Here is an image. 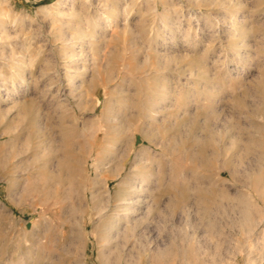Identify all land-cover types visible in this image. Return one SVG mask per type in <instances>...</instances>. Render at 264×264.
<instances>
[{
  "label": "rangeland",
  "instance_id": "rangeland-1",
  "mask_svg": "<svg viewBox=\"0 0 264 264\" xmlns=\"http://www.w3.org/2000/svg\"><path fill=\"white\" fill-rule=\"evenodd\" d=\"M0 11V264H264V0Z\"/></svg>",
  "mask_w": 264,
  "mask_h": 264
},
{
  "label": "bare ground",
  "instance_id": "bare-ground-1",
  "mask_svg": "<svg viewBox=\"0 0 264 264\" xmlns=\"http://www.w3.org/2000/svg\"><path fill=\"white\" fill-rule=\"evenodd\" d=\"M3 12L2 11H0V16H2L3 17ZM0 24L1 25H4L5 23H4V21L0 18ZM65 94H67V93H65ZM56 166H57V164H56ZM75 166V165H74ZM69 168V166H67V165H65L64 164V162H63V160L62 161H60L59 163H58V174H57V176L56 177H54V176H50V175H48V174H43V175H41L40 174V181H39V184L38 183H36L37 185H39V186H34V190H36V193H37V191H38V189H40L41 188V191L42 190H44L45 192H46V187H48L49 188V186H50V184H54L55 186H53V193L54 194H57V192H58V186H57V184L61 181V179H62V176H63V171H64V168ZM234 167V166H233ZM66 168V169H67ZM43 170H41V172H42ZM46 171V170H45ZM69 171V170H68ZM72 171V170H71ZM70 171V172H71ZM233 172V171H232ZM39 175V174H38ZM38 175H37V177H38ZM69 177V176H68ZM37 180H38V178H37ZM61 183H62V181H61ZM134 185V184H133ZM52 186V185H51ZM50 189V188H49ZM261 189H263V188H261ZM84 190V189H83ZM139 190V189H138ZM49 191H51V190H49ZM90 191V190H89ZM33 192H35V191H33ZM48 192V191H47ZM52 192V191H51ZM61 192V191H60ZM261 192V191H260ZM42 193H44L43 191H42ZM42 193H40V194H42ZM135 193V192H134ZM262 193H264L263 192V190H262ZM46 194V193H45ZM53 194V195H54ZM86 194V193H85ZM38 195H39V193H38ZM40 196V195H39ZM42 196H44V195H42ZM47 196V195H46ZM45 196V197H46ZM136 199V198H135ZM82 201V200H81ZM246 207V206H245ZM244 207V208H245ZM248 208H250V207H248ZM133 211V210H132ZM254 211V210H253ZM242 215V214H241ZM86 216V215H85ZM253 218H252V213H251V211L248 209V211H244L243 212V217H242V220H241V222H240V224L242 225V226H246L247 227V232H252L254 229H253V227L255 226L254 224H256L255 222H254V220H252ZM254 222V223H253ZM258 223V222H257ZM81 224H82V222H81ZM257 225V224H256ZM87 227V226H86ZM257 228H258V225H257ZM260 228V227H259ZM82 232H83V230H82ZM114 264V263H113Z\"/></svg>",
  "mask_w": 264,
  "mask_h": 264
}]
</instances>
